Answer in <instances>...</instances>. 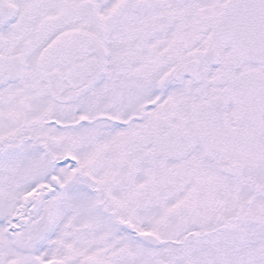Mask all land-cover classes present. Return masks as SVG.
Segmentation results:
<instances>
[{"label": "flooded vegetation", "instance_id": "obj_1", "mask_svg": "<svg viewBox=\"0 0 264 264\" xmlns=\"http://www.w3.org/2000/svg\"><path fill=\"white\" fill-rule=\"evenodd\" d=\"M228 2L229 0H0V59L21 56L26 63L23 79L6 87L18 84L24 86L31 72L43 81L41 77L47 73L59 85L68 87L73 94L80 89L84 90V79L88 80L85 87L87 92L96 95L102 92L107 96L110 92L114 94L111 98L116 97L118 101H122L117 123L107 124L100 120L97 127L86 129L87 134L84 136V140L93 139L101 134L109 135L108 131L114 135L111 144L103 152L104 156L113 155L116 158L113 176L118 181L113 189L150 192L153 181L151 173L159 171L163 175L161 172L164 173L167 168L174 171L178 168L177 165L193 170L189 160H196L204 155L209 160L214 159L217 165L212 162L213 169L204 170L207 175L199 174L201 180L216 179L215 187H222L227 182L243 186L249 192L257 194L253 198L256 200L258 195H264V178L242 174L237 170V164L230 163L229 157V162L221 166L224 157L228 156V148L233 153L243 152L246 161L264 159V66L237 58L231 52L230 45L219 39L220 29L229 22L231 16ZM27 4L31 5L30 9H35V13L31 21L25 22L30 12L28 8L23 10ZM81 32L85 33V40L77 48L75 35ZM4 40L15 42L14 45L11 42L10 50L13 51L10 53L3 51L8 48V42L5 43ZM27 40L31 45L35 44L34 41L37 42L28 53L25 52ZM18 41H21V45L16 44ZM77 67L82 69L78 70ZM181 69H184L183 72L177 74ZM8 77V73L0 72V91L6 88L3 85ZM21 90L23 94L3 95L0 98V112H6L5 123L10 124L0 129L1 149L11 143L27 144L30 140L25 135L27 129L33 127L28 123L31 121L28 112L32 106L27 103V93L36 92L27 88ZM61 93L59 90V94ZM178 96H182L184 100L179 105L173 104ZM68 98L69 101L63 102L75 101L70 94ZM38 101L39 98L36 100L37 104ZM41 102L42 100L40 104ZM10 112H15L12 120H9ZM39 115L44 116L42 112ZM40 126L39 124L35 129L39 130ZM217 132L221 133L220 137L215 136ZM39 139L42 138L38 137L37 140ZM44 139L46 140L45 137ZM39 142L43 144L42 140ZM219 151L222 155L220 161ZM62 160L61 163V160H55V164L62 165L68 161L70 165V169L64 172V181H61L59 175L60 184L54 185L51 179L55 170L52 167L42 169L41 173L36 174L39 176L37 187L23 196L22 204L18 205L14 213L0 217V264H18L17 261L13 262L12 254L28 255L31 252L37 264H101V260L95 261L94 258L104 257L113 249L121 262L135 264L138 256L129 245H121L123 239L118 238L120 230L125 236L129 235L148 247L153 253L154 261L158 260L163 264H168L165 259H168L169 252L175 247L178 249L175 260L184 258L188 261V257L192 258L197 249L191 252L190 246L203 251L210 250L211 246L222 248V252L218 250L214 255V264H264V254L252 256L248 250L233 249V239H228L225 244L221 243L222 238L231 230L232 223L229 220L211 224L207 229L205 224L200 223L199 233L195 231L184 234L181 241L153 233L167 241L160 247L145 243L136 234L126 231L124 226L130 221V217L123 216L124 212L127 211L126 216L131 215V207L138 197L136 191L132 195L135 199L130 204L115 202V207L124 219L113 239L98 238L97 232L81 236L84 224L75 231L59 234L56 231V239L52 240L54 223L58 220L55 206L60 203L58 199L67 184L78 181L87 192L97 194L99 199L94 198L100 206L104 207V199H109L104 195L106 189L101 180L93 179L85 171L79 173L76 170L75 166L78 167L79 164L72 158V153ZM217 168L218 174L222 173L221 176L216 173ZM227 169H232L233 174H229ZM177 172L188 174L184 169ZM97 180L99 186L94 184ZM7 187L0 184V188ZM190 188L192 184L182 185L183 191ZM1 191L2 189L0 198ZM220 193L223 191L210 189L206 199L212 196L218 202L215 201L208 214L202 209L203 214L212 221L217 220V216L221 217L224 212V209H220L222 204L218 200ZM31 197L34 199L29 200ZM38 197L42 198V206L34 213L33 207L40 202ZM205 200L201 208L205 207ZM150 206L151 203L147 205ZM241 207L242 210L234 221L238 223L244 214L247 233L237 228L240 231L238 240L240 244L241 241L251 244L248 240L249 229L254 226L264 231V222H257L254 218L257 206L252 209L250 202H244ZM46 211L50 212L48 217L54 226L52 229L47 226V238L43 237L42 243L33 242L31 245L32 235L40 234L43 226L41 217ZM259 217L264 220L260 214ZM70 221L74 222L69 220V223ZM103 228L104 224L101 223L99 231ZM123 232L121 237L124 236ZM192 235L195 236V244H191ZM65 246H68L65 257L69 260L64 262L58 252L62 251L64 254ZM123 253H126L125 257ZM202 255L206 258V254ZM102 262L105 264V259Z\"/></svg>", "mask_w": 264, "mask_h": 264}, {"label": "rangeland", "instance_id": "obj_2", "mask_svg": "<svg viewBox=\"0 0 264 264\" xmlns=\"http://www.w3.org/2000/svg\"><path fill=\"white\" fill-rule=\"evenodd\" d=\"M27 1L29 2L30 0ZM29 4L23 9L25 10L28 8L30 10L25 18V22L31 21L32 16L35 13V9H30L31 5ZM12 34H14V32H12ZM75 36L77 38L75 46L78 48L80 47L79 44L83 43L85 40V33H76ZM31 38L35 39L34 36H31ZM4 42H8V48H5L4 46L5 49H3V51L5 52L6 50L7 53L13 51L10 50V48H12V45H14L15 42L7 40H4ZM26 43H28L25 51L27 53L37 45L36 41H34L35 44L33 45H31L29 40H27ZM16 44L21 45V41L20 43L18 41ZM38 51H40V49H38ZM77 69L80 70L82 67H77ZM41 78L43 81H40V78L35 75L34 72H31L25 80L24 86L18 84L6 87L0 91V98H2L3 95L9 96L19 93L23 94L24 92L21 90L23 88L33 89L36 92L27 93V103L32 106L29 108L28 112V118L31 120L28 123L33 127L28 128L25 135L28 136L30 140H28L27 144L11 143L2 149L0 147V184L8 186L7 188H0L2 189V195L0 198V217L5 216L7 213H14L15 209L18 208V205L22 204L23 196L26 193L32 192L33 189L37 187L36 183L39 182V176L36 174L41 173L42 169H45L46 167L51 169L52 167L53 171L55 170V175H60L61 181H64L63 179L66 178L64 172L70 169V165L68 161L62 165H56L55 160H61V163L63 162L62 159L65 156H69L71 153L72 158L79 164L78 167L75 166L76 170L79 171V173L85 171L84 173H88L93 179L101 180L106 189L104 190V195H107L109 199L105 196L107 200L104 199L105 206H100L94 198L97 197V194L93 195L90 191L87 192L81 183L77 181L74 184H67L64 191L61 193V197L58 199L60 200V203L55 206L56 216L60 223L57 220V223H54V226V224L51 223L52 220L48 217L50 212H43L44 216L41 217L43 226L40 234L32 235L33 238L31 240V245L33 242L42 243L44 240L43 237L47 238V226L50 229H52V226L55 227L51 234L52 237L50 236L52 240L56 239V231L57 234L65 233L67 231L71 232L78 230L80 225L82 226L84 224L85 228L82 229L81 236L84 235L85 237V235L97 232L98 238L104 240L109 238L113 239L115 237L114 233L121 228V222L124 219L123 216L130 217L129 222L135 225L139 232L159 233L177 241L183 240L184 234H190L195 231V233H199V231H201L199 227L200 223L205 224V229H207L210 228L211 224H220V221L229 220V222L232 223L231 230L222 238L224 242L221 241V243L225 244L228 239H233V241H231L233 249L242 248V250H248L252 256L256 254H264V231L261 228L252 226V229H249L250 236L248 239L252 243L247 244L241 241L240 244L238 234L240 231L247 233L243 219L244 214L242 213V219L238 223L234 221L238 216V213L242 210V204L244 202H250L252 209H255V206L258 207L256 217L254 218L257 222H264L263 219H259V214L261 215V218H264L263 194L258 195V198L254 200L253 198L257 194H255L254 191L249 192V190L244 189L243 186L227 182L224 183L222 187H215L214 182L216 179L205 178L204 180H201L198 176L199 174L203 173L205 176L206 172L204 170L213 169L214 166L212 165V162L217 165V162L214 159L209 160L207 159V156L204 157V155H201L196 160H189V165L193 170H190L187 167L182 168L181 165H177L178 168L175 170L172 169L174 171L167 168L164 170V173L161 172L163 175H160L159 171L151 173L153 181L152 186L150 187V192H144V190L140 189L135 190L138 196L136 199L132 196L135 193L134 189L131 191L121 190L120 188L113 189V185L118 181V179L113 176L116 158L113 155L104 156L103 152L105 150L104 148L111 144L114 135L108 131L109 135L101 134L93 139L88 138L87 140H84V136L87 134L86 129L97 127L100 124V120L107 124L112 122L117 123L119 108L123 102L118 101L116 97L111 98L110 96L114 94H111L110 92H108V96L104 95L102 92L98 95L93 92H87L85 87L87 86L88 80L83 79L84 90L80 89L73 94L68 87L64 88L59 85V83L56 80H53L47 75V73ZM77 78L78 77H76V79ZM42 85L44 87H42ZM59 90L62 91L61 94H59ZM53 92L55 96H53ZM69 94L72 95V98L75 101H72V103H64L63 100L69 101ZM38 98L39 101L37 104L36 100ZM41 100L42 102L40 104ZM178 100L175 99L173 104L179 105V102L184 99L182 96H178ZM163 101H165V99H163ZM68 108L70 111L69 113ZM41 112L44 116L39 115ZM14 113L15 112H10L11 117L9 120L13 119ZM5 114L6 112H0V119L2 120V123L0 124V126L2 125V128L0 129L10 125L5 123ZM39 124L41 126L39 130H36L35 128H38ZM220 132L215 133V136L220 137ZM38 137L42 138L39 139V141L42 140L45 147L49 149V154L47 153L48 156L43 154L44 147L40 148L41 145L37 140ZM43 137H45L46 140H43ZM221 147H224V145ZM227 153L228 154L226 155L228 156L224 157L221 166L222 164L229 162V160L227 161V157H229L231 161L230 163L232 165L233 163H235V165L237 164V170L241 171L242 174L246 173L255 178H264V159L246 161L243 152L242 154H239L238 152L233 153L230 148H228ZM219 155L220 161L222 157L220 151ZM223 155H225L224 151ZM219 168L215 169L217 174ZM181 169L187 171L186 173L188 174H178L177 170L180 171ZM251 169H254V171ZM221 174L222 173L219 172L218 175L221 176ZM45 177L46 173L43 174L44 179ZM99 180L95 181L94 184L99 186ZM186 184H192V188L183 191L182 185L184 186ZM212 188H217L221 192L223 191V193L219 194L220 199L218 198V200L221 201L219 203L222 204L220 209H224L221 217L225 219L217 216V220L212 221L207 215L205 216L203 214L202 209L208 214L217 200H214L212 196L209 199H206ZM98 199L99 198L97 197V200ZM134 199L135 202L131 207V215L126 216V211L124 212L125 215L122 216L121 212L115 207L117 206L115 205V202L124 205L126 203L130 204ZM204 200L205 207L201 208ZM149 203H151V206L147 207ZM153 205L155 206L152 207ZM69 220H74V222L70 221L69 223ZM101 223L104 224V228L99 231ZM237 228L241 230L239 231ZM122 232L123 231L121 230L119 231L118 238L123 239L121 245H129L138 256L135 264H163L161 261H154L153 253L150 249L141 244L138 240L131 238L129 235L125 236L124 232V236L121 237L120 234ZM215 232H218V230H215ZM24 236H27V234ZM192 237L193 241L191 244H195V236L192 235ZM67 247L68 246H65L64 254L62 251L58 252L59 257L64 262L69 260L65 257L68 252ZM190 247L189 248L192 249L191 252L196 248L197 249L192 258L188 257V261L184 258L181 260H175L178 253L176 247L172 248L169 252L168 259H165V261L168 264H212L214 262V255L217 254L218 250L221 252L223 250L222 248H215L212 246L210 250L205 251L196 246ZM222 247H224V245ZM125 254L126 253L122 254L123 257H125ZM202 254H206V258H204ZM102 259H105V264H125L118 259V255L114 252V249L113 251L109 250L104 257L98 256L97 258H94L95 261L101 260V264H103ZM12 260L13 262L17 261L18 264H37V260L32 256V252L28 253V255L12 254ZM205 260L208 262L205 263ZM92 264H95V262H92Z\"/></svg>", "mask_w": 264, "mask_h": 264}, {"label": "water", "instance_id": "obj_3", "mask_svg": "<svg viewBox=\"0 0 264 264\" xmlns=\"http://www.w3.org/2000/svg\"><path fill=\"white\" fill-rule=\"evenodd\" d=\"M228 5L231 16L229 22L220 29L219 39L230 44L233 54L238 58L248 63L264 66V0H229ZM25 65V62L19 58L0 59V72L9 74V77L5 79V84L21 79ZM183 70H179L177 74L182 73ZM227 171L233 174L231 169ZM53 182L56 184L55 179ZM41 197H38L39 204H35L32 209L34 213H37L42 206ZM33 199L30 198V200ZM125 227L151 246L160 247L166 243L157 235L136 231L130 223H126Z\"/></svg>", "mask_w": 264, "mask_h": 264}]
</instances>
